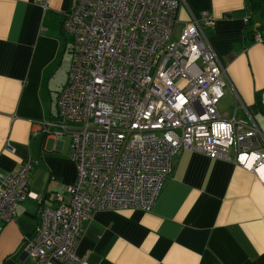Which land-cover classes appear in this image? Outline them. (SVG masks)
<instances>
[{
    "label": "built area",
    "instance_id": "1",
    "mask_svg": "<svg viewBox=\"0 0 264 264\" xmlns=\"http://www.w3.org/2000/svg\"><path fill=\"white\" fill-rule=\"evenodd\" d=\"M179 6V0H74L63 14L72 56L57 116L44 130L70 138L76 178L68 202L54 193L59 204L50 206L48 194L30 190L29 161L0 177V228L22 201L39 205L23 248L33 264L51 258L87 264L76 254L83 221L96 210L150 211L179 149L230 161L264 184V137L250 111L243 107L242 119L218 110L228 78L204 32L214 18L201 11L177 28ZM253 37L262 42L259 33Z\"/></svg>",
    "mask_w": 264,
    "mask_h": 264
},
{
    "label": "crops",
    "instance_id": "2",
    "mask_svg": "<svg viewBox=\"0 0 264 264\" xmlns=\"http://www.w3.org/2000/svg\"><path fill=\"white\" fill-rule=\"evenodd\" d=\"M73 1L46 0L44 8L38 0H0V177L29 161L30 190L48 194L50 206L59 204L54 193L68 202L76 178L70 138L44 130L68 76L71 38L61 16ZM179 1L177 28L201 11L214 18L204 32L227 72L220 114L247 119L246 107L264 137V44L246 36V1ZM39 216L28 198L1 224L0 264H33L24 239ZM76 254L87 264H264V185L230 161L179 149L152 209L94 211Z\"/></svg>",
    "mask_w": 264,
    "mask_h": 264
},
{
    "label": "trees",
    "instance_id": "3",
    "mask_svg": "<svg viewBox=\"0 0 264 264\" xmlns=\"http://www.w3.org/2000/svg\"><path fill=\"white\" fill-rule=\"evenodd\" d=\"M245 1L248 9V19L245 22L246 36L253 39V35L259 33L264 44V0ZM63 18L64 15L61 16V28Z\"/></svg>",
    "mask_w": 264,
    "mask_h": 264
},
{
    "label": "rangeland",
    "instance_id": "4",
    "mask_svg": "<svg viewBox=\"0 0 264 264\" xmlns=\"http://www.w3.org/2000/svg\"><path fill=\"white\" fill-rule=\"evenodd\" d=\"M248 15V14H247ZM254 38V37H253ZM254 41H256V40H254ZM257 42V41H256ZM220 103V102H219ZM219 103H218V105H219ZM250 111V110H249ZM250 113H251V111H250ZM251 115H252V113H251ZM261 132V131H260ZM245 169V168H244ZM247 170V169H246ZM250 171V170H249ZM252 172V171H251ZM254 173V172H253ZM254 175H255V173H254ZM256 176V175H255ZM261 182V181H260ZM262 183V182H261ZM263 184V183H262ZM264 185V184H263Z\"/></svg>",
    "mask_w": 264,
    "mask_h": 264
}]
</instances>
